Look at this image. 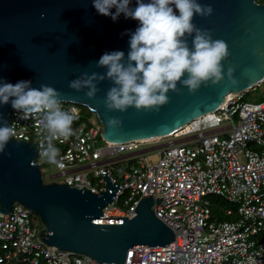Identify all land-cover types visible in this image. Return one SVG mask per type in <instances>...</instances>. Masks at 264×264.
<instances>
[{"label": "water", "instance_id": "obj_1", "mask_svg": "<svg viewBox=\"0 0 264 264\" xmlns=\"http://www.w3.org/2000/svg\"><path fill=\"white\" fill-rule=\"evenodd\" d=\"M198 2L211 5L214 11L208 17L196 15L192 22L228 45L230 54L222 61L224 79L215 85L202 84L195 92L178 82L179 91L170 90L169 102L159 111L135 107L108 111L104 100L113 84L107 79L97 84L99 91L93 99L85 95L87 89L77 92L69 87L71 80L85 72H106L96 67L104 53L119 50L127 56L130 34L139 26L124 14L115 21L99 14L93 0H0V81H31L34 88L41 84L55 88L62 94V103L89 110L104 141L164 138L218 110L228 94L244 93L264 79V3ZM130 7H136V0ZM191 40L188 37L189 47ZM228 67L234 69L235 85L227 77ZM14 110L11 102L0 104V121L9 125ZM113 117L122 126L109 127ZM103 181L105 191L97 195L56 181L45 183L34 143L11 139L0 152V214H8L18 203L38 216L45 229L40 238L48 247L99 263L124 264L131 248L163 247L174 241L173 231L150 209L160 201L151 196L139 201L130 218H103L102 210L120 190L119 185L111 184L106 170Z\"/></svg>", "mask_w": 264, "mask_h": 264}, {"label": "built area", "instance_id": "obj_2", "mask_svg": "<svg viewBox=\"0 0 264 264\" xmlns=\"http://www.w3.org/2000/svg\"><path fill=\"white\" fill-rule=\"evenodd\" d=\"M256 88L263 95L259 101H248V92L232 94L218 110L173 134L124 143L102 140L95 119L83 121L79 105L62 103L64 110L74 109L75 119L73 135L53 142L58 164L39 156L46 135L41 114L23 120L14 110L9 125L16 132L12 139L34 143L40 166H55L51 179L63 177L65 185L97 195L105 191L106 170L120 190L103 218H130L142 198L160 199L150 209L173 231L174 241L131 248L124 264H264V79L251 90ZM155 151L158 158L151 161L147 154ZM133 160L135 165L112 173L114 165ZM212 196L234 206L238 219L216 221ZM40 233L45 229L38 216L18 203L0 214V264H109L48 247Z\"/></svg>", "mask_w": 264, "mask_h": 264}, {"label": "clouds", "instance_id": "obj_3", "mask_svg": "<svg viewBox=\"0 0 264 264\" xmlns=\"http://www.w3.org/2000/svg\"><path fill=\"white\" fill-rule=\"evenodd\" d=\"M131 2L93 0L99 14L111 16L114 21L124 14L125 18L138 21L139 26L130 34L127 56L119 50L104 53L96 67L104 68L106 72H85L69 82L71 89L77 92L87 89L85 95L93 99L99 91L97 84L107 79L113 84L104 100L108 111L125 112L129 107L159 111L169 102V91H179L178 82L189 92H195L202 84L211 82L215 85L224 79L222 61L230 54L227 43L213 39L211 30L201 29L192 22L196 15L211 16L214 11L211 5H202L198 0H149L147 3L136 0L133 8ZM188 37H192L191 47ZM233 71L228 67L227 77L235 85L237 80L232 76ZM61 95L45 84L34 88L31 81L15 84L0 81V104L11 102L23 120L42 115L39 123L46 135L39 156L53 164L59 163V150L53 142L67 140L73 135L75 119L74 109L66 111L62 108ZM108 125L120 127L122 121L113 117L108 120ZM15 135L13 126L0 121V152Z\"/></svg>", "mask_w": 264, "mask_h": 264}, {"label": "rangeland", "instance_id": "obj_4", "mask_svg": "<svg viewBox=\"0 0 264 264\" xmlns=\"http://www.w3.org/2000/svg\"><path fill=\"white\" fill-rule=\"evenodd\" d=\"M263 98V95L260 93V91L256 88L255 90H251L248 94H246V99L248 101H259ZM66 104V103H64ZM82 114H81V119L83 121H89L91 119H94L95 117L89 112V110L83 106H79ZM169 140V139H167ZM96 144H100V139L97 138L96 139ZM150 145H142L141 146V149H145V148H149ZM148 158L151 160V161H155L157 160L158 158V153L155 151V152H149L147 154ZM136 161H131L130 163H127V162H122V163H119V164H116L114 165L113 169H112V173L115 174L116 171L115 169L116 168H119V167H129L130 165H135ZM41 169H42V175H43V179L45 181V183H51L53 181H58V182H61L63 181V177H58V178H55V179H51V176L52 175H55L58 173L57 169L55 168V166L53 164H45L43 162H41ZM92 177V174H90V178ZM229 207H231L230 204H228ZM225 218L223 216H221L220 220L219 221H223ZM218 221V220H216Z\"/></svg>", "mask_w": 264, "mask_h": 264}, {"label": "trees", "instance_id": "obj_5", "mask_svg": "<svg viewBox=\"0 0 264 264\" xmlns=\"http://www.w3.org/2000/svg\"><path fill=\"white\" fill-rule=\"evenodd\" d=\"M258 3L263 4L264 0H256ZM210 203H211V210L213 213V216L216 220H220L221 216H223L225 219L223 221H229V222H234L238 219V216L235 213V207L231 205V207L228 206V203L226 201H223L219 197H209ZM233 210V214L227 215L226 211L228 209ZM260 236H264V232H261Z\"/></svg>", "mask_w": 264, "mask_h": 264}, {"label": "bare ground", "instance_id": "obj_6", "mask_svg": "<svg viewBox=\"0 0 264 264\" xmlns=\"http://www.w3.org/2000/svg\"><path fill=\"white\" fill-rule=\"evenodd\" d=\"M231 96H232V94H228V98H227V100H228ZM227 100H226V101H227ZM226 101H225V102H226Z\"/></svg>", "mask_w": 264, "mask_h": 264}]
</instances>
